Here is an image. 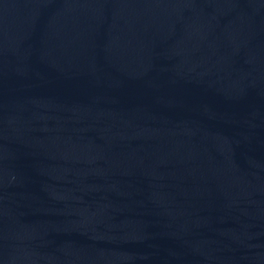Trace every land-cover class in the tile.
<instances>
[{
  "label": "water",
  "instance_id": "1",
  "mask_svg": "<svg viewBox=\"0 0 264 264\" xmlns=\"http://www.w3.org/2000/svg\"><path fill=\"white\" fill-rule=\"evenodd\" d=\"M0 264H264V0H0Z\"/></svg>",
  "mask_w": 264,
  "mask_h": 264
}]
</instances>
